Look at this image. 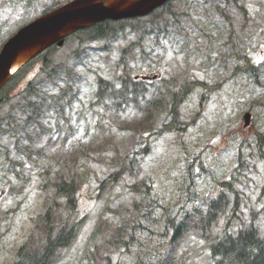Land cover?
<instances>
[{
    "label": "rangeland",
    "instance_id": "374dc122",
    "mask_svg": "<svg viewBox=\"0 0 264 264\" xmlns=\"http://www.w3.org/2000/svg\"><path fill=\"white\" fill-rule=\"evenodd\" d=\"M55 1L0 0V47ZM171 11L109 22L94 40L68 37L0 100V264L13 263L48 211L56 226L67 217L61 179L76 182L72 219L84 221L57 264H159L165 219L183 206L194 221L168 264H210L207 243L227 221L253 220L264 234V0H175ZM145 74L159 78L131 83ZM184 82L213 91L200 106L195 86L130 173L125 157L171 121L169 98ZM144 181L159 203L151 212Z\"/></svg>",
    "mask_w": 264,
    "mask_h": 264
},
{
    "label": "trees",
    "instance_id": "16d2710c",
    "mask_svg": "<svg viewBox=\"0 0 264 264\" xmlns=\"http://www.w3.org/2000/svg\"><path fill=\"white\" fill-rule=\"evenodd\" d=\"M68 1L70 0H57L42 13L51 11ZM173 1L170 0L162 8L158 9L155 17L159 18L166 13H171ZM107 25L108 22H104L83 32L89 33L88 39L90 40L101 38L106 35ZM52 49H54V46L32 59L10 78L8 83L1 89L2 92L6 90L2 100L6 99V97L8 98V91L17 85L27 68L39 60H43L44 65H46V62H48L46 58L47 54ZM195 84L194 82H184L177 92L170 95L166 111L168 116L171 117V121L158 129L157 133L152 132L148 139L144 140L141 138V142L135 143L133 150L125 157V168L128 171L134 173L139 168L140 161L147 154L151 140L158 138L160 134L168 131L177 122L179 105ZM201 86L204 89V95L201 98L202 101L206 95H209L213 91V88L206 87L205 85ZM99 94H102V91H99ZM112 176L115 177L114 175ZM142 185V187H145L142 198L146 201V208L149 212L154 211L159 207V203L150 196V183L144 181ZM228 185V181L221 182V186ZM54 187L58 195L66 197L65 206L68 210L67 217L56 226L49 220L48 215L50 211L42 216L37 228H35V232L18 248L13 264H57L59 252L69 248L77 238L84 221L83 216L75 220L72 219L73 213L76 212L78 202L77 184L72 180L66 182L61 179L55 183ZM262 191L264 192V186ZM222 196L220 195L217 200L213 199L210 201L204 213V218L202 219L205 222L204 226L216 220L217 213L221 210L224 199ZM193 221V216L188 213L185 206L178 208L171 216L165 219L164 228L170 232L169 245L168 250L164 252V254H167L159 264L169 263L172 254ZM40 233H43V236ZM120 234L121 227H117L115 232L116 240L119 239ZM206 249L210 264H264V235L262 236L260 234V229L253 220L247 225L241 224L236 228L232 225L231 221H227L219 234L207 243Z\"/></svg>",
    "mask_w": 264,
    "mask_h": 264
},
{
    "label": "water",
    "instance_id": "95a60500",
    "mask_svg": "<svg viewBox=\"0 0 264 264\" xmlns=\"http://www.w3.org/2000/svg\"><path fill=\"white\" fill-rule=\"evenodd\" d=\"M167 1L72 0L38 17L19 29L1 48L0 87L14 70L52 45L61 47L64 39L74 32L105 20L143 17ZM249 118L248 113L244 115V126L248 125Z\"/></svg>",
    "mask_w": 264,
    "mask_h": 264
},
{
    "label": "bare ground",
    "instance_id": "6f19581e",
    "mask_svg": "<svg viewBox=\"0 0 264 264\" xmlns=\"http://www.w3.org/2000/svg\"><path fill=\"white\" fill-rule=\"evenodd\" d=\"M15 69V68H14Z\"/></svg>",
    "mask_w": 264,
    "mask_h": 264
}]
</instances>
